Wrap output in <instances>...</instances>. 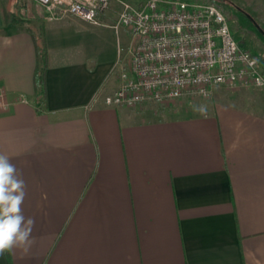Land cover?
Listing matches in <instances>:
<instances>
[{
    "label": "crops",
    "instance_id": "crops-1",
    "mask_svg": "<svg viewBox=\"0 0 264 264\" xmlns=\"http://www.w3.org/2000/svg\"><path fill=\"white\" fill-rule=\"evenodd\" d=\"M3 12L0 0V154L36 225L29 251L0 264H264V111L107 106L120 83L113 28L45 15L38 31L14 29Z\"/></svg>",
    "mask_w": 264,
    "mask_h": 264
},
{
    "label": "built area",
    "instance_id": "built-area-1",
    "mask_svg": "<svg viewBox=\"0 0 264 264\" xmlns=\"http://www.w3.org/2000/svg\"><path fill=\"white\" fill-rule=\"evenodd\" d=\"M50 17L73 15L94 25L124 28L128 45L118 46L119 86L102 99L107 106L136 108L208 98L216 86L264 88L258 59L239 45L223 10L211 2L117 0L111 25L101 17L112 0H34ZM2 95L0 91V96ZM101 95L94 98L96 103Z\"/></svg>",
    "mask_w": 264,
    "mask_h": 264
},
{
    "label": "rangeland",
    "instance_id": "rangeland-1",
    "mask_svg": "<svg viewBox=\"0 0 264 264\" xmlns=\"http://www.w3.org/2000/svg\"><path fill=\"white\" fill-rule=\"evenodd\" d=\"M8 24L14 29H28L38 31L40 19L49 16L44 8L34 0H4ZM134 5H140L145 0H125ZM194 2H211L219 6L227 17L229 26L235 39L245 49L259 59L264 71V0H190ZM119 9L117 0H112L110 15L113 21L117 18ZM115 31V30H114ZM116 32V31H115ZM119 44L128 45L130 40L124 28L120 30ZM116 67V66H115ZM226 102L234 106H245L251 110L264 107V88H245L241 86H216L208 98L194 97L192 99L177 100L173 103L161 105L154 102L142 105L145 111H160L167 109L179 116H193L209 113L213 103ZM159 117L158 114L154 115Z\"/></svg>",
    "mask_w": 264,
    "mask_h": 264
},
{
    "label": "clouds",
    "instance_id": "clouds-1",
    "mask_svg": "<svg viewBox=\"0 0 264 264\" xmlns=\"http://www.w3.org/2000/svg\"><path fill=\"white\" fill-rule=\"evenodd\" d=\"M26 184L8 155L0 154V256L19 250L27 253L36 221L23 211Z\"/></svg>",
    "mask_w": 264,
    "mask_h": 264
},
{
    "label": "trees",
    "instance_id": "trees-1",
    "mask_svg": "<svg viewBox=\"0 0 264 264\" xmlns=\"http://www.w3.org/2000/svg\"><path fill=\"white\" fill-rule=\"evenodd\" d=\"M1 6L3 8L4 13V20L5 23L8 22V18L6 16V7H5V1L1 0ZM37 49H38V66L35 76V86H36V92H37V98L39 101H45L46 94H47V85H46V72L48 68V57L46 51H40V47L45 45L46 38L44 31L39 34V36L34 37Z\"/></svg>",
    "mask_w": 264,
    "mask_h": 264
}]
</instances>
